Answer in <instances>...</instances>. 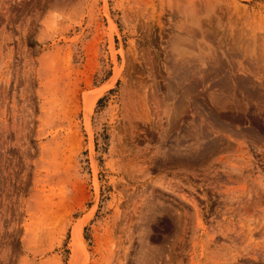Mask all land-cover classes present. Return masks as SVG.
<instances>
[{"label": "rangeland", "instance_id": "rangeland-1", "mask_svg": "<svg viewBox=\"0 0 264 264\" xmlns=\"http://www.w3.org/2000/svg\"><path fill=\"white\" fill-rule=\"evenodd\" d=\"M193 1L0 0V264H264V0Z\"/></svg>", "mask_w": 264, "mask_h": 264}, {"label": "bare ground", "instance_id": "bare-ground-1", "mask_svg": "<svg viewBox=\"0 0 264 264\" xmlns=\"http://www.w3.org/2000/svg\"><path fill=\"white\" fill-rule=\"evenodd\" d=\"M216 3H217V1H215V0H196V1H193V2H191V3H189V5H188V10H189V12H195V13H197V14H199V13H201V12H203L204 13V16H207L208 17V20L207 21H203V20H198L195 24H187V26L186 25H182V26H180V24L179 25H177V27L179 28H177L176 27V29H178V36H189L190 38H197V36H199V38H200V36H202L203 34H205L206 33V28H205V26H206V24H207V26L208 25H212V23H216L217 22V16H216ZM182 8V7H181ZM179 9V8H178ZM183 10H184V8H183ZM187 10V9H186ZM202 14V13H201ZM203 18V17H202ZM195 22V21H194ZM218 23H220V22H218ZM216 27V25L214 24V27L213 28H215ZM219 27V26H218ZM217 30H218V28H217ZM208 32H211V31H209L208 30ZM212 33V32H211ZM211 33H208L209 35H211ZM174 34V33H173ZM254 34V33H253ZM252 34V35H253ZM247 35H249V34H247ZM247 35H246V37H247ZM251 35V36H252ZM257 35V34H256ZM176 36V35H175ZM177 36V37H178ZM208 36V35H207ZM212 36V35H211ZM258 36V35H257ZM257 36H256V39H257ZM260 36V35H259ZM263 36V35H262ZM261 36V37H262ZM202 37H204V36H202ZM214 37V36H213ZM212 37V38H213ZM250 37V36H249ZM249 37H247V39L249 38ZM180 38V37H179ZM204 39V38H203ZM206 39V38H205ZM260 39V38H259ZM176 40H177V38H176ZM202 40V39H201ZM208 40V39H207ZM216 40V39H215ZM263 40H264V38H263ZM167 41V40H166ZM169 41V40H168ZM175 41V40H174ZM213 41V40H212ZM242 41V40H241ZM244 41V40H243ZM170 42V41H169ZM185 42V41H184ZM183 42V43H184ZM216 42V41H215ZM219 42H221V41H219ZM218 42V43H219ZM262 42V41H261ZM177 43H178V41H177ZM177 43H174V44H176V45H174V46H176V48H177ZM190 43V42H189ZM217 43V42H216ZM222 43V42H221ZM257 43V42H256ZM187 44V43H186ZM252 44V43H251ZM258 44V43H257ZM263 44V43H262ZM183 45H185V43L183 44ZM222 45V44H221ZM248 45V44H247ZM173 46V47H174ZM179 46V45H178ZM203 46V45H202ZM202 46H201V44H200V47L202 48ZM223 46V45H222ZM252 46V45H251ZM258 46V45H257ZM259 46H262V45H259ZM258 46V47H259ZM187 47V46H186ZM257 47V48H258ZM263 47V46H262ZM179 48V47H178ZM180 48H182L181 46H180ZM185 48V47H184ZM210 48V47H209ZM212 48V47H211ZM260 48V47H259ZM165 49V48H164ZM183 49V48H182ZM180 50L177 54H175L176 56H178L179 58L178 59H180V60H185V59H187V55H186V48L185 49H183V50ZM200 49V48H199ZM215 49V48H214ZM230 49V48H229ZM252 49V48H251ZM171 50V49H170ZM169 50V51H170ZM185 50V51H184ZM211 50V49H210ZM218 50V49H217ZM226 50V49H225ZM247 50V49H246ZM263 50V49H262ZM184 51V52H183ZM205 51V50H204ZM216 51V50H215ZM227 51V50H226ZM236 51V50H235ZM244 51V50H243ZM248 51V50H247ZM258 51V50H257ZM173 51L171 50V53H172ZM214 52V51H213ZM237 52V51H236ZM202 53H203V51H202ZM205 53V52H204ZM208 53V52H207ZM218 53V52H217ZM221 53V52H220ZM238 53H240V52H238ZM242 53V52H241ZM257 53V52H256ZM260 53V52H259ZM264 53V52H263ZM262 53V54H263ZM173 54V53H172ZM232 54V53H231ZM231 54H229V56L231 55ZM236 54V53H235ZM245 54V53H244ZM247 54V53H246ZM250 54H251V52H250ZM258 54V53H257ZM256 54V55H257ZM147 55H149V53L147 54ZM210 55V54H209ZM222 56L223 54H218L217 55V58H218V56ZM233 55V54H232ZM248 55V54H247ZM143 56V55H142ZM146 56V55H145ZM213 57H214V54L212 55ZM219 56V57H220ZM242 56V55H241ZM246 56V55H245ZM244 56V57H245ZM147 57V56H146ZM203 57V56H202ZM233 57V56H232ZM237 57H238V55H237ZM248 57V56H247ZM133 58H134V60H133ZM132 59L131 58H126V67H127V70H126V72L124 73L125 75H129V73H128V69L129 68H131V67H133L132 69L134 70L133 72L135 73H138V75H137V77H138V80H139V82H141L142 81V76H141V72H144L145 73V75H146V77H148V78H150V82H152L153 84H154V80H155V78H156V75L158 74V71H156V69H155V67H154V65H153V63L151 64V62L149 61V57L148 58H145V59H143V58H141V62L140 63H138L137 61H136V57H133ZM177 58V57H176ZM205 58V57H204ZM202 59V62H204V63H206V61H205V59ZM258 58H259V55H258ZM261 58V57H260ZM212 59V58H211ZM219 59V58H218ZM249 59H250V57H249ZM252 59H253V57H252ZM261 59H263V58H261ZM241 60V59H240ZM244 60V59H243ZM251 60V59H250ZM257 60V59H256ZM255 60V58H254V61H256ZM259 60V59H258ZM131 61V62H130ZM135 61L137 62V64L135 65ZM200 61V60H199ZM208 61V60H207ZM216 61H220V60H215V62ZM242 61V60H241ZM262 61V60H261ZM260 61V62H261ZM185 62V61H184ZM197 62V61H196ZM253 62V61H252ZM257 62H259V61H257ZM198 63H200V62H198ZM209 63V62H208ZM213 63V62H212ZM212 63H210V65L212 64ZM227 63V62H226ZM254 63V62H253ZM256 63V62H255ZM254 63V64H255ZM131 64V65H130ZM207 64V63H206ZM217 64V63H216ZM216 64H214V65H216ZM219 64V63H218ZM217 64V65H218ZM220 64H223V61H222V63H220ZM219 64V65H220ZM232 64V63H231ZM262 64V63H261ZM213 65V64H212ZM213 65V66H214ZM253 65V64H252ZM264 65V64H263ZM123 66V65H122ZM176 66V65H175ZM208 66V65H207ZM261 66V65H260ZM173 67V66H172ZM210 67V66H209ZM252 67V66H251ZM199 68V67H198ZM208 68V67H207ZM213 68V67H212ZM215 69H216V66L214 67ZM254 68V67H253ZM258 68V67H257ZM201 69V68H200ZM199 69V70H200ZM203 69H205V68H203ZM218 69V68H217ZM233 69H234V67H233ZM255 69V68H254ZM259 69V68H258ZM261 69V68H260ZM263 69H264V66H263ZM207 70H209V69H206V71ZM253 70V69H252ZM202 71V70H201ZM204 71V70H203ZM219 71V70H218ZM217 71V72H218ZM230 71H231V69H230ZM264 71V70H263ZM262 70H261V72H263ZM123 70H122V68H121V70H120V72H118L117 73V75L116 76H114V78L116 79V77H122L123 76ZM132 72V73H133ZM205 72V71H204ZM224 72V71H223ZM202 73V72H201ZM206 73V72H205ZM204 73V74H205ZM264 74V73H263ZM143 75V74H142ZM216 76V74H213V76ZM133 76V75H132ZM158 76V75H157ZM161 76V75H160ZM233 76V75H232ZM237 76H239V74L237 75ZM241 77V76H240ZM240 77H238V78H240ZM249 77V76H248ZM264 77V76H263ZM158 78V77H157ZM206 78V77H205ZM204 78V79H205ZM233 78V77H232ZM244 78H246V77H244ZM258 78V77H257ZM262 78V77H261ZM114 79V80H115ZM122 79V78H121ZM145 79V78H144ZM250 79V78H249ZM254 79V78H253ZM114 80H113V82H114ZM123 80V79H122ZM141 80V81H140ZM157 80V79H156ZM246 80H247V78H246ZM252 80V79H251ZM124 81V80H123ZM212 81H213V78H212ZM136 82V81H135ZM214 82V81H213ZM247 82H248V80H247ZM250 82V81H249ZM253 82V81H252ZM255 83H257V82H255ZM254 82H253V84H255ZM129 84V83H128ZM152 84V85H153ZM157 84V83H156ZM253 84H252V86H253ZM132 85V84H131ZM148 85H149V83H148ZM192 85V84H191ZM259 85V84H258ZM261 85V84H260ZM112 86V85H111ZM136 86V85H135ZM150 86V85H149ZM190 86V85H189ZM223 86V85H222ZM138 87V86H137ZM188 87V86H187ZM257 87V86H256ZM262 87V86H261ZM264 87V86H263ZM134 88V87H133ZM156 88V87H155ZM192 88V87H191ZM194 88H195V85H194ZM223 88V87H222ZM258 88V87H257ZM138 89V88H137ZM224 89V88H223ZM261 89V88H260ZM155 90V89H154ZM153 90V91H154ZM187 90H188V88H187ZM189 92H190V90H189ZM99 93V92H98ZM154 93V92H153ZM155 94V93H154ZM141 97V96H140ZM137 98H139V96L137 95V92H136V90H135V88H134V90H132L130 87H129V89L126 91V93L124 94V97H123V106H124V114L122 115V127H123V132L126 134L125 135V141H124V143L125 144H127V145H130L132 148L133 147H135L136 146V144L139 142V141H142L143 139H145V138H147V140H150L151 138V133H150V130L152 131V127L150 126V125H148V126H144V125H142V126H144L143 127V129H141V128H139V126H137L134 122H133V119H132V117L130 116V110L134 107V105H136L137 104ZM151 98H153V97H151ZM140 100H141V98H140ZM140 102V101H139ZM149 102V101H148ZM154 102V101H153ZM212 110V109H211ZM135 113H137V112H135ZM181 114V113H180ZM183 115V114H182ZM143 118V117H142ZM215 119H217L216 117H215ZM181 122V121H180ZM179 123V122H178ZM154 127V126H153ZM153 132V131H152ZM153 137V136H152ZM150 138V139H149ZM127 139L129 140L128 142H127ZM142 143V142H141ZM138 146V145H137ZM211 147V146H210ZM121 148V147H120ZM136 148V147H135ZM136 156V155H135ZM134 156V157H135ZM133 157V158H134ZM143 157V156H142ZM141 157V158H142ZM130 159H132L131 157H130ZM139 159V158H138ZM129 160V159H128ZM130 161V160H129Z\"/></svg>", "mask_w": 264, "mask_h": 264}]
</instances>
